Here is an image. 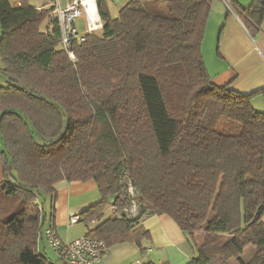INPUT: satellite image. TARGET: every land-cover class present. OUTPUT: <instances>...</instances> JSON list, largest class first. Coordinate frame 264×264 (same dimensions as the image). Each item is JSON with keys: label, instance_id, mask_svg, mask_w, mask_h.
I'll use <instances>...</instances> for the list:
<instances>
[{"label": "trees", "instance_id": "16d2710c", "mask_svg": "<svg viewBox=\"0 0 264 264\" xmlns=\"http://www.w3.org/2000/svg\"><path fill=\"white\" fill-rule=\"evenodd\" d=\"M19 1L0 0V264H60L39 250L46 203L59 182L88 180L101 200L79 222L109 247L144 252L141 220L167 214L194 246L187 264H264V112L252 103L264 88L212 82L202 44L214 0H130L115 19L96 0L102 31L74 43L75 60L54 7ZM238 13L253 33L264 0Z\"/></svg>", "mask_w": 264, "mask_h": 264}, {"label": "crops", "instance_id": "0c3cea01", "mask_svg": "<svg viewBox=\"0 0 264 264\" xmlns=\"http://www.w3.org/2000/svg\"><path fill=\"white\" fill-rule=\"evenodd\" d=\"M14 7L20 5L19 0H10ZM36 8L54 7V0H34ZM93 2L87 17L77 23L81 33H87L88 23L95 32H101L103 22L100 18L96 0ZM130 0H107L108 9L113 19L119 16L121 8ZM227 4L225 0H214L209 14L202 52L206 68L212 82L217 86L229 85L230 89L242 94H250L264 88V20L260 27L251 33L238 13V7H248L252 0H234ZM67 4V0L63 5ZM229 10V11H228ZM56 16V14H51ZM80 22H84L80 26ZM46 20L42 29H51ZM210 28V42L206 39ZM208 54L209 58L206 56ZM1 65V60H0ZM7 79L0 74V87L6 86ZM254 107L264 112V94H258L252 100ZM1 159V150H0ZM0 182L3 180L2 160H0ZM57 197L53 207L48 206V220L52 221L63 241L75 240L71 237L70 218L80 215L89 207L100 202L101 195L95 180L61 181L56 185ZM52 207V208H51ZM139 215V212H138ZM137 214L133 217H137ZM52 216V217H51ZM264 220V219H263ZM141 225L150 232L151 239L142 242L143 252L134 242H120L109 247V252L102 258L103 264H137L138 261L151 260L157 264H187L195 254L193 244L178 224L167 214L146 216ZM254 247H248L243 254L249 261L255 254ZM233 264H239L232 261Z\"/></svg>", "mask_w": 264, "mask_h": 264}, {"label": "built area", "instance_id": "2783aa9c", "mask_svg": "<svg viewBox=\"0 0 264 264\" xmlns=\"http://www.w3.org/2000/svg\"><path fill=\"white\" fill-rule=\"evenodd\" d=\"M225 2L230 4V0H225ZM92 4L91 0H67L66 5H63L62 0L54 3V13L61 30L60 45L72 60L76 59L72 48L74 43L84 42L86 34L94 31L89 23L87 33H81L77 26L79 20L87 17ZM79 221L80 216L73 215L69 224L75 225ZM43 236L60 264H103L102 258L109 252V246L103 239L84 235L71 241L61 240L52 221L43 228ZM137 264L142 263L138 261Z\"/></svg>", "mask_w": 264, "mask_h": 264}, {"label": "rangeland", "instance_id": "374dc122", "mask_svg": "<svg viewBox=\"0 0 264 264\" xmlns=\"http://www.w3.org/2000/svg\"><path fill=\"white\" fill-rule=\"evenodd\" d=\"M58 0H54V2H57ZM66 0H62V2L64 3ZM31 3L34 4V0H30ZM84 24V22H80V26L82 27ZM97 33H101V32H97ZM210 36H211V31H210V28L208 29L207 31V35H206V39L208 38V41L210 42ZM206 56L209 58L208 54H206ZM209 73V72H208ZM0 150H2V142H1V137H0ZM1 160V159H0ZM1 165V164H0ZM124 181V180H122ZM129 195L132 199H136L138 194L136 192V190L130 185L129 183ZM50 204V200L48 199L47 200V203H46V207H48ZM139 207L138 205H136V203H132V205L125 210V214L127 217H133L134 215H138V212L139 211ZM112 213V210L110 209H106V215H109ZM88 233V227H87V224L85 222H79L75 225H73L71 227V237L73 239L75 238H80L84 235H86ZM197 240L201 239V235H197L196 237ZM39 250L41 253L45 254L46 256L50 257L51 259L56 260V256H55V253L53 251V249L46 243V245H44V242L40 241L39 243Z\"/></svg>", "mask_w": 264, "mask_h": 264}]
</instances>
